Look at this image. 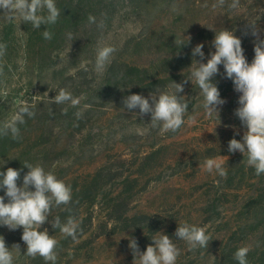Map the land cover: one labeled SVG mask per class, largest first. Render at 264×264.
I'll return each instance as SVG.
<instances>
[{"label":"rangeland","instance_id":"rangeland-1","mask_svg":"<svg viewBox=\"0 0 264 264\" xmlns=\"http://www.w3.org/2000/svg\"><path fill=\"white\" fill-rule=\"evenodd\" d=\"M55 3L61 15L41 28L19 17L9 22L0 13V43L6 45L0 56V125L21 101H28L35 113L19 125V139L0 136V171L22 169L20 186L28 171L23 165L39 164L71 187L72 202L53 206L40 228L58 241L55 264H139L130 239L144 252L160 233L179 249L176 264H238L234 254L240 247L250 248L248 264H264V174L257 176L239 151H228V142L242 141L246 129L234 114L241 93L223 65L212 78L225 101L219 119L206 114L203 96L191 81L178 94L189 106L175 133L153 128L151 114L140 116L138 108L123 105L132 94L151 103L155 90L174 91L173 82H183L192 62L200 61L192 49L203 44L201 62L206 63L215 51V32L224 28L241 39L251 63L256 37L247 25L257 20L264 39V0H240L237 10L228 8L231 0L223 7H213L217 0ZM89 16L96 22L90 23ZM45 30L52 39L43 37ZM103 46L115 52L97 72L95 58ZM61 88L79 105L52 103ZM208 158L219 160L227 176L208 173ZM93 183L94 193L84 194ZM69 215L80 224L76 240L51 224L56 217L64 223ZM185 223L205 229L212 239L207 249H192L175 236ZM22 233V227L0 225L13 264H52L25 254Z\"/></svg>","mask_w":264,"mask_h":264},{"label":"clouds","instance_id":"clouds-1","mask_svg":"<svg viewBox=\"0 0 264 264\" xmlns=\"http://www.w3.org/2000/svg\"><path fill=\"white\" fill-rule=\"evenodd\" d=\"M226 0H217L213 7H223ZM207 7V5H204ZM228 8L237 10L240 0H231ZM0 13L9 22L20 18L22 23H30L34 28L41 25L55 24L61 15V10L56 6L55 0H0ZM89 22L95 23V17L89 16ZM249 21V20H248ZM257 21V20H256ZM256 21H249L247 28L251 29V35L256 37L254 41V59L249 63L244 55L241 39L234 35L233 31L223 29L215 32L212 44L215 51L210 53L207 62L202 51L204 45L197 44L192 49V56L200 57L191 65L188 78L181 83L173 82L174 91L150 93L149 98L140 94H132L123 99L124 108L128 110L139 109V115L151 114L150 125L160 127L163 132H177L185 123V114L188 112V101L184 96L178 95L184 91V84L191 81L199 88L203 96V108L206 114L216 116L219 119L220 106L225 101L221 99L219 89L212 78L219 74L221 64L224 67L226 78L231 79L234 90L241 95L238 98L239 107L234 114L241 121L244 131L242 141L235 138L228 142V151L235 153L239 151L246 163L254 168L257 176L264 174V39L260 38V29ZM103 27L101 23L99 25ZM245 34H248L247 31ZM45 39H52V33L48 30L43 32ZM70 40H74L72 34H68ZM190 41V37L186 43ZM181 42L180 45L186 44ZM6 51V45L0 43V56ZM115 48L103 46L98 48L95 58V70L102 72L110 63ZM54 104L70 102L72 106L79 105L78 98H74L70 92L61 88L53 100ZM35 115L28 101H21L16 113L0 125V136L11 135L12 139L20 138L19 125L25 123V117ZM81 113H77L79 117ZM28 169L24 174L22 184L18 186L21 170L8 167L6 171H0V190L4 195L0 196V225L7 226L10 230L22 227L21 239L27 246L26 255L30 257L40 256L47 262L55 264L57 260L56 248L58 241L49 235L47 229L41 231V226L51 215L53 206L69 205L72 202V189L64 181L58 179L52 172L45 171L44 167L37 164L25 163ZM208 173H215L219 177L227 176L223 164L215 159L208 158L204 163ZM34 189V190H30ZM7 197V203L5 202ZM69 211H71L69 209ZM54 229H59L66 237L77 239L80 224L76 218L69 215L66 222L62 223L59 217L51 221ZM175 236L187 242L190 248L207 249L209 241L212 240L204 228L187 223L178 225ZM153 244L147 246L146 251L140 252L135 239H130L129 247L133 256L139 259V264H176L179 249L173 240L165 234L160 233L158 238L152 239ZM19 250V245H13ZM249 247H240L234 254L238 264H248L247 255ZM0 264H13V255L5 240L0 236Z\"/></svg>","mask_w":264,"mask_h":264},{"label":"trees","instance_id":"trees-1","mask_svg":"<svg viewBox=\"0 0 264 264\" xmlns=\"http://www.w3.org/2000/svg\"><path fill=\"white\" fill-rule=\"evenodd\" d=\"M94 186H95V185H94V183H93L92 186L89 187V188H87L85 191H83V193H84V194H87V193H90V194L92 193V194H93L94 192H92V191H95ZM92 189H93V190H92ZM92 194H91V195H92Z\"/></svg>","mask_w":264,"mask_h":264}]
</instances>
